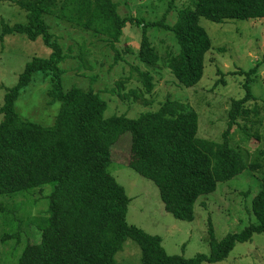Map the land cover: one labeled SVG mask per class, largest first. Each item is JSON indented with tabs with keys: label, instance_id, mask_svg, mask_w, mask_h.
Returning a JSON list of instances; mask_svg holds the SVG:
<instances>
[{
	"label": "trees",
	"instance_id": "obj_1",
	"mask_svg": "<svg viewBox=\"0 0 264 264\" xmlns=\"http://www.w3.org/2000/svg\"><path fill=\"white\" fill-rule=\"evenodd\" d=\"M14 3L26 12L27 22L14 26L4 23L0 42L13 34L31 41L42 39L51 55L26 65L0 107V214H9L4 197L53 186L47 215L37 222L41 241L28 244L17 264H116V255L129 239L141 248V264L216 263L226 260L237 244L251 242L255 234L264 235V149L248 163L229 137L234 122L249 114L242 105L252 98L251 78L244 85L245 98L233 102L229 130L222 142L200 139L197 112L176 100L168 99L156 111L142 113L136 119L126 115L107 117L108 103L98 92L77 86L65 89L62 65L67 57L53 40L45 17L66 15L85 30L106 37L112 47L121 41L134 19L122 18L113 0ZM173 8L174 2L168 11ZM167 17L168 13L159 22L143 24L139 60L155 66L161 59L149 39V28L171 32L179 51L167 57V67L180 86L193 88L203 79L205 58L212 49L200 20L224 24L229 20L264 19V0H195L192 8L179 12L173 26L167 24ZM137 23L141 25L142 21ZM36 74L49 79L51 103L60 104L52 126L25 121L16 111V102ZM137 75L144 93L151 94L152 75L138 68ZM125 134L131 138L128 166L157 185L166 211L181 221L193 222L198 200L215 193L220 184L247 170L259 174L262 189L252 202L255 223L240 233H229L221 241L210 223L209 256L186 259L168 255L159 236L128 224L130 199L109 172L112 147ZM10 223L16 226L15 220ZM10 238L19 241L20 233Z\"/></svg>",
	"mask_w": 264,
	"mask_h": 264
},
{
	"label": "rangeland",
	"instance_id": "obj_2",
	"mask_svg": "<svg viewBox=\"0 0 264 264\" xmlns=\"http://www.w3.org/2000/svg\"><path fill=\"white\" fill-rule=\"evenodd\" d=\"M14 1L0 0V33L4 23L14 26L27 22L26 12ZM113 1L118 4L122 18L135 21L125 29L121 41L114 47L106 37L85 30L66 15L58 13L45 17L53 40L67 57L62 65L65 89L77 86L98 92L108 103L107 117L126 115L136 119L142 113L156 111L168 99L188 104L198 114V137L222 142L224 133L229 130L233 102L245 98L244 85L251 78L252 98L242 105L249 114L234 122L229 137L231 145L242 153L246 162H253L264 149V19L216 24L202 18L200 25L209 35L212 49L205 58L203 79L195 87L186 88L178 84L167 67V57H174L179 51L171 32L148 29L149 39L161 57L157 65L142 63L139 52L143 24L159 22L168 13L167 24L173 26L179 12L192 8L195 0ZM172 2L174 8L168 11ZM139 20L141 25L137 23ZM50 55L51 49L42 39L31 41L24 35L13 34L0 42V107L6 92L17 84L26 65L35 58L46 59ZM137 68L152 75L154 89L151 94L144 93ZM50 88L49 79L35 75L15 104L23 120L47 127L54 124L60 104L51 103ZM135 94L140 98L135 99ZM2 120L0 114V123ZM130 145L131 138L125 134L112 147L113 162L109 172L130 199L128 224L159 236L168 255L186 259L199 254L209 256L210 223L218 241L255 223L252 202L262 189L259 174L247 170L220 184L215 193L198 200L193 222L181 221L166 211L157 185L128 166ZM52 188L46 185L30 193L4 197L9 214H0V264H17L28 244L41 241L37 222L47 215ZM13 220L16 226L10 223ZM18 232L19 241L10 238ZM116 262L141 264V248L133 240H127L116 255ZM203 264H264V235L255 234L251 242L237 244L222 262Z\"/></svg>",
	"mask_w": 264,
	"mask_h": 264
}]
</instances>
